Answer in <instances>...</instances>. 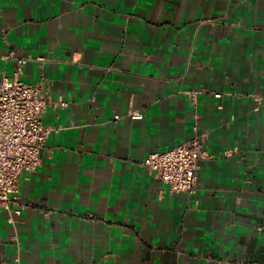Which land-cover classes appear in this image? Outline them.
I'll return each instance as SVG.
<instances>
[{"label":"crops","instance_id":"1","mask_svg":"<svg viewBox=\"0 0 264 264\" xmlns=\"http://www.w3.org/2000/svg\"><path fill=\"white\" fill-rule=\"evenodd\" d=\"M40 75L0 264H264V0H0V79ZM195 130L198 188L171 192L144 159Z\"/></svg>","mask_w":264,"mask_h":264},{"label":"built area","instance_id":"2","mask_svg":"<svg viewBox=\"0 0 264 264\" xmlns=\"http://www.w3.org/2000/svg\"><path fill=\"white\" fill-rule=\"evenodd\" d=\"M12 56L10 51L7 57ZM17 64L16 73L22 70L21 58L17 59ZM261 95L263 97L264 92ZM261 95L254 94V97L260 99ZM48 103L45 76L40 75L35 83L16 76L0 79V206L9 209L10 196L17 191L20 173L34 171L40 164L41 150L51 133V128L43 121ZM130 116L141 118L142 113L133 111ZM207 156L204 136L195 130L187 140L148 153L144 164L171 192L194 193L198 188V162ZM13 204L16 214H21L26 207L17 199ZM11 264H19L18 258Z\"/></svg>","mask_w":264,"mask_h":264}]
</instances>
